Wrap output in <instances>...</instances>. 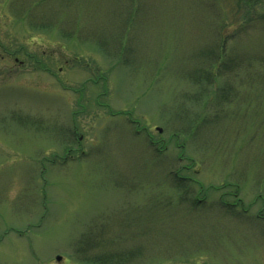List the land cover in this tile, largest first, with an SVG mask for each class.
<instances>
[{
	"label": "rangeland",
	"instance_id": "374dc122",
	"mask_svg": "<svg viewBox=\"0 0 264 264\" xmlns=\"http://www.w3.org/2000/svg\"><path fill=\"white\" fill-rule=\"evenodd\" d=\"M242 2L0 0V264H264V28ZM183 166L248 215L193 210Z\"/></svg>",
	"mask_w": 264,
	"mask_h": 264
},
{
	"label": "trees",
	"instance_id": "16d2710c",
	"mask_svg": "<svg viewBox=\"0 0 264 264\" xmlns=\"http://www.w3.org/2000/svg\"><path fill=\"white\" fill-rule=\"evenodd\" d=\"M242 1H243L242 2L243 6L247 7V11H248L247 15H248L249 20L251 22V23H248L247 25H252L254 23L253 19L255 18L256 19L255 23L256 22L263 23V28H264V3H263L264 0H242ZM237 24H238L239 30L242 31V30L246 29L244 27L245 24L243 25L240 22H237ZM257 27H259V26H257ZM254 28H256V27H254ZM229 40H230V38H228L227 40H224V42L222 44V48L220 50V54L218 56L216 55V50H214L213 48H212V50L207 52L209 57L212 58V59L210 58L212 61V64L214 63L213 65L214 66L216 65V70H218V71L215 73H212V72H209L208 74L204 73L203 75L205 76V78L201 79L202 83L205 82L206 84L212 85L213 81H215L216 79L219 80V78L221 76H223L224 73L226 76L227 73L231 72V71H229V72L225 71L224 70L225 68L223 69V65H225V61H226V60L224 61V58L226 57L225 48H226V44ZM231 62H233V61L231 60L230 63ZM235 63H238V62L235 60ZM256 73L259 74L260 77H263L262 73H260V72H256ZM201 78H202V74H201ZM183 130H184L183 128H181V131L179 130V128H176L175 132L176 133H182ZM157 143H160L161 145H160V147L158 146L155 148ZM149 145L156 151L157 157H162L161 153L166 151L168 146H169L168 144L163 142V140L162 141L161 140L155 141L153 139L149 140ZM194 164H195V162H194ZM191 167L192 166L177 167L176 170H172V167H171L170 168L171 171L169 170L170 171V177H172V179H174V182H172V183L176 187V189H181L179 187L184 188V189H182V191H184L186 193L187 198H185V200L187 203L185 201H183V202L188 204L193 210L200 209L209 203L212 205L218 203L224 210L227 209V211L226 210L225 211L228 214L236 213L235 216H237V214H239L240 216L241 215L242 216L248 215L247 213L250 209V206L246 207L244 209L245 211H242L241 206H244L245 204L240 202V201H238L240 203H236V204H232L229 201L225 202V201H221V200H220V202L211 201V200L208 201V197H210L212 195L211 194L212 192H210V191H213V190L206 189V191H205L203 185L201 186L200 190H194L193 191V184H195L196 182H195V180H191V178L189 176H187V172ZM183 173H185V175ZM238 187H240V186H237V188ZM210 188H212V187H210ZM193 193H195V194H193ZM90 244H93L96 246L97 242H96V240L92 239ZM87 247H86V245L85 246L83 245L82 249H84V248L86 249ZM205 257L207 259L209 258L208 256H205ZM78 258L80 260H82L85 264H114V263L123 264V262H122L123 260L119 256H115V255H113L112 258H108V257L101 256V255H88L87 253H82V251H79L78 252ZM199 258L200 257L199 256L196 257V255L181 257L178 259L160 258V259H163V262L162 261L158 262V260H160V259H156L155 264H196L197 262H199ZM198 264H200V263H198ZM207 264H208V261H207Z\"/></svg>",
	"mask_w": 264,
	"mask_h": 264
},
{
	"label": "water",
	"instance_id": "95a60500",
	"mask_svg": "<svg viewBox=\"0 0 264 264\" xmlns=\"http://www.w3.org/2000/svg\"><path fill=\"white\" fill-rule=\"evenodd\" d=\"M160 130V129H159ZM161 131V130H160ZM57 260L60 261L61 260V257H57Z\"/></svg>",
	"mask_w": 264,
	"mask_h": 264
},
{
	"label": "flooded vegetation",
	"instance_id": "af4514ba",
	"mask_svg": "<svg viewBox=\"0 0 264 264\" xmlns=\"http://www.w3.org/2000/svg\"><path fill=\"white\" fill-rule=\"evenodd\" d=\"M16 61H18V59L16 58Z\"/></svg>",
	"mask_w": 264,
	"mask_h": 264
}]
</instances>
